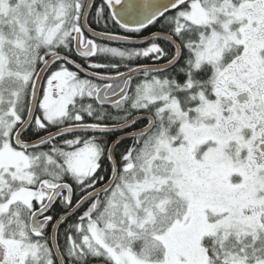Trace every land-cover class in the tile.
<instances>
[{
    "label": "snow or ice",
    "instance_id": "obj_1",
    "mask_svg": "<svg viewBox=\"0 0 264 264\" xmlns=\"http://www.w3.org/2000/svg\"><path fill=\"white\" fill-rule=\"evenodd\" d=\"M0 264H264V0H0Z\"/></svg>",
    "mask_w": 264,
    "mask_h": 264
}]
</instances>
